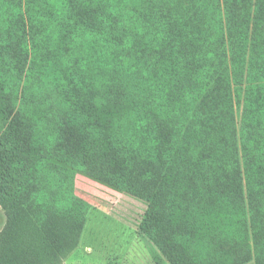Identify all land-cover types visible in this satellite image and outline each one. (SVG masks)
<instances>
[{
    "label": "trees",
    "instance_id": "1",
    "mask_svg": "<svg viewBox=\"0 0 264 264\" xmlns=\"http://www.w3.org/2000/svg\"><path fill=\"white\" fill-rule=\"evenodd\" d=\"M111 1L66 0L55 11L52 0H0V206L7 218L0 236V264H64L78 249L90 213L74 193L64 194L60 201L45 200L42 165L47 155L31 139L33 111L20 106L28 90L30 99L37 93L29 59L30 53L35 59L45 50V42L36 45L37 31L47 20L56 26L51 36L57 40V53L52 60L56 68L51 75L41 74L43 81L58 88L67 81L72 87L68 72L75 70L78 79L73 78L79 80L90 73L96 58L95 82L106 80L103 86L110 89L111 100H126L130 111L149 114L130 92L119 96L129 89L145 92L138 80L126 75H141L157 54L156 73L169 83L158 89L166 99L155 114L158 122L149 123L157 127L154 150L159 162L173 166L172 148L178 152L186 145V139L176 145L179 133L173 123L184 121L187 107L195 104L192 117L198 118L201 129H194L202 139L189 138L188 147L203 157L205 181L234 177L246 213L264 214V0H116L118 5L110 8ZM67 41L72 48L64 51L61 45ZM71 51H77L73 65L61 76L62 57L66 60L65 53ZM124 56L133 65L135 57L138 65L124 69ZM239 90L245 93L242 103L237 100ZM106 92L102 90L100 97ZM49 99L54 100L49 109L57 111L59 97L53 94ZM176 103L179 110L173 107ZM236 106L242 113L240 123ZM221 153L228 162L218 157ZM224 162L227 168L219 167Z\"/></svg>",
    "mask_w": 264,
    "mask_h": 264
},
{
    "label": "rangeland",
    "instance_id": "2",
    "mask_svg": "<svg viewBox=\"0 0 264 264\" xmlns=\"http://www.w3.org/2000/svg\"><path fill=\"white\" fill-rule=\"evenodd\" d=\"M65 3L66 0H52L55 11ZM114 5H118L116 0L108 4L110 8ZM41 26L36 46L45 42V50L40 47L42 52L37 58L30 53L29 59V73L36 76L32 81L37 82V93L30 99L32 92L28 90L20 106L33 111L29 115L31 139L47 155L42 165L45 200L56 197L60 201L64 194L74 193L90 207L77 249L88 255L84 258L86 264L89 256L93 264H264V214L246 213L234 177L235 181L230 176L220 182L205 181L208 169L203 157L188 147L189 138L202 139L200 131L194 129H201L198 118L192 117L195 104L188 103L184 121L172 122V129L179 133L176 145L182 146L181 141L186 139V145L178 152L176 146L172 148L173 166L159 162L154 150L157 127L149 123L158 122L155 114L166 101L158 89L169 83L160 79L158 70L156 73L158 55L149 58L141 75H126L145 89H129L119 96L130 92L137 103L151 111L138 114L139 109L130 111V102L111 100L110 89L103 86L105 79L96 84V58L90 73L81 79L73 78L78 79L75 70L68 72L72 87L67 81L59 88L43 81L42 75H51L56 68L52 60L57 53V40L51 36L56 27L53 21L47 20ZM154 39L157 41L158 36ZM61 48H72V42H64ZM48 51L53 52V58ZM74 52L77 51L64 52L67 61L62 57V73L72 67ZM84 57L80 56V60ZM43 59L45 69H41ZM105 61L110 65L109 57ZM131 61L138 65L135 57ZM123 64L124 69L134 66L125 56ZM124 69L120 66V73ZM167 70L168 76L175 78L173 70ZM146 74L153 77L146 79ZM61 76H66V72ZM104 89L106 95L100 97ZM53 94L59 97L57 111L49 109ZM244 97V91L239 90L238 102L242 103ZM173 107L179 110L180 103ZM236 113L240 123L242 113L238 106ZM180 152L183 155L179 158ZM218 157L228 162L223 153ZM227 162L219 167L227 168ZM225 172L228 173L223 169ZM6 224L5 211L0 206V236Z\"/></svg>",
    "mask_w": 264,
    "mask_h": 264
},
{
    "label": "crops",
    "instance_id": "3",
    "mask_svg": "<svg viewBox=\"0 0 264 264\" xmlns=\"http://www.w3.org/2000/svg\"><path fill=\"white\" fill-rule=\"evenodd\" d=\"M88 256L83 251V253H79V250L72 253L69 258L64 262V264H86L84 258ZM88 264H93V259L91 256L88 257Z\"/></svg>",
    "mask_w": 264,
    "mask_h": 264
}]
</instances>
